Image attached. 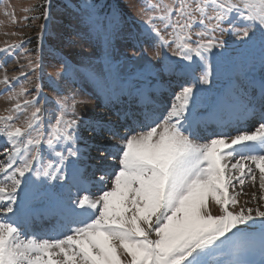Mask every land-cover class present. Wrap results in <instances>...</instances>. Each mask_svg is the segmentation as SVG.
<instances>
[{"label":"snow or ice","instance_id":"6c2138e0","mask_svg":"<svg viewBox=\"0 0 264 264\" xmlns=\"http://www.w3.org/2000/svg\"><path fill=\"white\" fill-rule=\"evenodd\" d=\"M142 2L154 10L144 23L155 35L157 47L174 45L173 55L184 62L165 69L181 78L167 115L153 120L154 126L143 125L146 131L126 134L116 146L119 170L109 173L114 177L111 186L97 198L77 195L73 205L51 190L53 186L42 187L41 178L65 181L71 170L69 188L78 182L79 169L70 159L78 158L81 151L75 101L57 103L55 122H50L45 136L39 107L22 125L14 122L17 117L12 112L21 113L38 103L36 98L19 102L27 93L23 86L14 92L10 99L17 103L8 115H0V136L10 145L4 150L6 162L0 161V264H255L245 258L251 250L249 230L258 235L264 257V204L258 202L264 201V122L254 131L233 137L219 134L203 143L194 138L198 135L196 106L203 91L199 86L209 84L212 76L208 54L224 46L216 33L227 31L250 39L259 29L264 47V0ZM42 15L47 19L49 9ZM155 19L165 29L171 28L168 36L153 23ZM197 25L202 30L194 32ZM23 44H8L0 51L14 53ZM26 58L32 72L41 67L35 59ZM20 76L26 78L27 73ZM2 82L10 84L6 71ZM259 99L264 120V81ZM247 114L254 115L255 108ZM44 145L53 159L45 160ZM58 146L63 150L57 151ZM100 179L103 184L104 177ZM257 179L262 194L252 193L256 206L247 207L250 201L241 206L238 198L246 195L245 184L255 185ZM22 184L27 194L46 197L50 210L67 221L62 238L22 237L25 204H17ZM213 207L219 214L213 213ZM259 264H264V258Z\"/></svg>","mask_w":264,"mask_h":264},{"label":"rangeland","instance_id":"374dc122","mask_svg":"<svg viewBox=\"0 0 264 264\" xmlns=\"http://www.w3.org/2000/svg\"><path fill=\"white\" fill-rule=\"evenodd\" d=\"M149 2L173 3L174 0H149ZM46 9H49L47 19L42 15ZM152 15L154 10L146 8L142 0H50V8L49 0H0V49L8 44L24 41L23 48L14 50V53L0 51V100L19 91L22 86L27 89V93L19 97L21 104L26 99L38 100V103L29 106L26 111L12 112L11 114L17 117L14 122L22 125L34 107H39L47 136L50 122H55L57 103L63 101L72 105L75 101V113L81 120L82 139L77 143L81 150L79 157L70 158L76 161V167L79 169L78 182L73 185L77 193L70 200L73 205L77 195L97 198L103 191L108 190L114 178L109 173L119 170V150L116 146L126 134L147 130V127L142 125L144 116L150 120L146 125L154 126L153 120L167 115L174 94L180 91L181 78L165 69L169 64L184 62L180 57L173 55L174 45L167 48L157 47L155 35L147 31L144 23ZM33 16L37 18L32 19ZM153 23L161 28L165 36L171 32V28L165 29L159 19H155ZM224 27L227 28V24ZM201 30L199 25L193 29L194 32ZM216 35L221 37L224 46L216 47L208 54L212 76L209 84L199 86L203 91L198 96L196 106L198 119L202 117L210 120L211 116L208 117L205 111L209 110L210 103L218 100L219 95L225 90L233 93L234 87L236 90L245 89L252 80L264 81V47L259 29L255 30V35L250 39H241L227 31L217 32ZM133 52L137 54L135 57L131 55ZM157 52L159 57L156 56ZM26 57L35 59L41 67L32 72L27 68ZM21 65L25 67L22 68ZM5 71L10 78V84L7 85L2 82ZM22 72L27 73L26 78L20 76ZM17 76L20 77L18 81L12 79ZM152 86L154 88L148 92L147 99L143 103L140 102L141 111L134 113V121L129 117L131 113L127 115L121 106V100L126 101L133 93L149 90ZM113 95H117L121 100L116 101ZM223 96L226 97L225 94ZM139 99L136 97L133 100ZM6 100L0 101V115H8L9 109L17 103V100ZM232 102L233 100L223 103L229 105ZM125 106L127 109L130 107L129 104ZM258 106L261 108V104ZM134 108L138 109V105ZM218 109L221 110L218 117L221 120L226 110L224 107H216L215 112ZM97 122L99 126H96ZM259 123L261 122H256L253 129L242 132L254 131ZM220 127L223 126L217 129L219 130ZM204 128L207 131L202 129L203 134L194 137L198 142H207L219 135L207 134L209 127L205 125ZM211 130L212 128L209 131ZM237 134L239 133L231 136ZM224 135L230 137L228 134ZM5 148H10V145L0 136V161L6 162ZM56 150L63 149L58 146ZM42 153L45 160L54 158L46 145L42 147ZM113 156L115 159L112 158ZM81 163L83 164L81 167L87 169L80 170ZM88 165L93 167H87ZM68 175L69 179L65 181H48L46 178H41L44 181L42 187L53 186L51 190L63 199L62 193L65 188L69 189L68 186L72 183L71 170ZM258 175L257 170V177ZM101 177H104L103 184ZM32 179L37 180L34 176ZM2 180L3 173H0V182ZM80 183H87V188L94 191L93 194L87 192L85 186L80 187ZM236 190L239 191V187ZM243 192L246 195L239 196L240 205L243 206L245 201H250L247 207H255V203L251 202L252 193L262 194L258 179L255 185L245 186ZM72 196L69 195L70 198ZM258 202L264 204V201ZM21 203L25 204V210L38 204L48 210L45 213L55 214L57 220L66 221L54 211H49V201L46 197L27 194V186L24 184L21 185L17 200V204ZM212 210L214 214H219L218 208L213 207ZM2 218L3 214H0V219ZM36 227L38 228L33 225L24 233L26 228L24 222L21 226L22 237L36 234ZM68 227L69 225L64 226V232L58 236L54 235L53 230L58 231L59 228L57 226L50 228L46 230L50 236L44 234L42 238H62ZM240 227L244 228L243 225ZM249 231L251 250L245 258L259 264L264 258L260 253L259 238L251 230Z\"/></svg>","mask_w":264,"mask_h":264},{"label":"bare ground","instance_id":"6f19581e","mask_svg":"<svg viewBox=\"0 0 264 264\" xmlns=\"http://www.w3.org/2000/svg\"><path fill=\"white\" fill-rule=\"evenodd\" d=\"M153 88L154 87L152 86L151 88L149 87V90L148 89L144 90V91L141 90L137 93H133V95L130 96L129 98H127L126 101L121 100V98L120 97L118 98L117 95L116 96L113 95V96L115 97L116 101L118 99L121 100V102H120L121 106L127 112V115H129L131 113L129 117H131L135 121V114L134 113L135 112L139 113L141 111L139 106L142 107L141 104L143 103V101H145L147 99L148 92L150 90H152ZM234 90L235 91L233 93H231V91L225 90V92H223L221 95H219L220 98L218 100H216V101L214 100L216 102V104L214 101L210 103L209 110L205 111L208 114V117L211 116L210 120L207 118L204 119L202 117L198 119L199 121H198V123L196 125V129H195L196 133L198 134V136H196V137H199L200 135H202L203 130L207 131L206 128H204L205 125L207 127H209V130L212 128L211 133H213V134L214 133H216V134L223 133V134L230 135V137H233L231 135H234V133H240L242 131H248L250 129H253V126L256 123V120H254L253 118L255 117L257 111H261V108L258 106L260 104L259 98H260V91H261V82H258L257 80H255V81L252 80V81L248 82V85L245 89L239 88L236 90V87H234ZM238 92H239V94H238ZM223 94H225L226 97L223 96ZM10 95L9 96L7 95V97L5 96L6 98H2L0 101L5 102L6 99H10ZM136 97H139L140 99L137 101L133 100ZM230 100H233V102L230 103L229 105L224 104ZM140 102H142V103H140ZM126 104L130 105L129 109L126 108V106H125ZM136 105H138V109L134 108V106H136ZM216 107H220V108L224 107V109L226 110V113L223 114L225 116L223 118V115H222L221 120H219V118H218L221 110L218 109L215 112ZM252 108H255V114L254 115L247 114V110L252 109ZM109 122L110 123L111 122L116 123V121H109ZM258 122H260V121H258ZM148 123H150V120H148V118L146 119L144 116V118L142 119V125L143 124L146 125ZM219 126H223V127H220V129H219L220 131L217 129ZM234 130H236V131H234ZM81 166H83V164L80 165V170L87 169L86 167L83 168ZM87 167H93V166L88 165ZM88 183L90 184V182H88ZM250 183L251 182H247L245 184V186H249L252 184V183L251 184ZM81 186L82 187L85 186V190H87V192L90 191L89 193L93 194L94 191H91V190H89V188H87L88 187L87 183L86 184L80 183V187ZM73 188H74L73 185L69 189L65 188L64 193H62L63 200L68 201L69 199L71 200L72 198H74V194L77 192ZM252 189H254V188H252ZM70 194H71V196L73 195L71 198L69 197ZM257 196L259 197L260 195L257 194ZM35 205H37V206L31 207V209L25 210V226L27 227L26 229H28L29 227L34 225V226H38V228L36 227L37 231H41L42 230L41 229L42 228L41 223H43V222L46 223V221H48L47 223H49V224H47V226L45 225V227L47 229H50V228L52 229L55 226H58V228H59L58 231L53 230L55 236H58L62 232H64L63 227L68 225L67 221L57 220V216L55 214L45 213V211L47 209L41 207L38 204H35ZM51 218H54V219L52 220ZM46 232L47 231L37 232L36 235L44 236V234H47ZM46 236H50V234H47Z\"/></svg>","mask_w":264,"mask_h":264}]
</instances>
